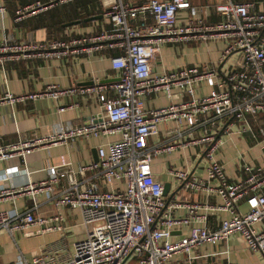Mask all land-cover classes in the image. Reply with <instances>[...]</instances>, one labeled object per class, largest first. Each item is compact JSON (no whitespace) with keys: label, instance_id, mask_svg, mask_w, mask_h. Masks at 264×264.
I'll list each match as a JSON object with an SVG mask.
<instances>
[{"label":"built area","instance_id":"1","mask_svg":"<svg viewBox=\"0 0 264 264\" xmlns=\"http://www.w3.org/2000/svg\"><path fill=\"white\" fill-rule=\"evenodd\" d=\"M73 1L77 0L35 1L16 12V21ZM105 1L107 26L97 33L0 43L3 70L10 62L33 58L67 61L116 52L111 65L120 72L119 80L110 86L94 82L88 88L63 90L49 85L37 94L6 93L4 101L9 103L42 97L59 101L74 93H96L103 113L101 119L92 118L85 124L59 126L45 138L0 146V162L25 161L50 144L119 136L98 149V162L74 171L71 162L62 158L48 167V179L0 191V199L27 194L34 200L46 193L56 207L77 209L85 227V238L75 244L73 253L62 255L48 248L31 261L21 255L18 264H195V250L226 242L237 234L249 250L264 256V229L258 228L264 225V10L258 9L254 0H223L214 8L223 19L212 24L202 8L187 0H146L139 5L128 0ZM5 14L6 8L0 6V16ZM217 40L226 44L221 69L201 65L154 73L163 46ZM175 90L184 98L181 102L162 109L146 108V97L164 91L171 99ZM169 121L176 123L173 133L181 142L150 145L159 126ZM232 133L249 137L261 150L262 164L244 162L243 176L237 181H230L217 159L223 137ZM191 147H199L205 157V176H190L178 169L168 172L187 192L218 197V205L168 199L164 183L153 172L154 160L161 154ZM18 171L19 167L8 169L5 179ZM241 204L247 206V212L240 210ZM211 211L229 215L216 227H209ZM18 220L34 224L28 213L0 211V230L12 233ZM61 221L62 217L56 216L35 223ZM53 227L43 232L64 230L62 225ZM183 228L188 229L186 234L173 240V234Z\"/></svg>","mask_w":264,"mask_h":264},{"label":"crops","instance_id":"2","mask_svg":"<svg viewBox=\"0 0 264 264\" xmlns=\"http://www.w3.org/2000/svg\"><path fill=\"white\" fill-rule=\"evenodd\" d=\"M29 1L23 6L41 0ZM90 1L94 2L95 0ZM128 1L134 5H139L145 0ZM187 1L195 8H202L209 23L214 24L223 19L215 14L214 9L223 0ZM78 2L77 0L56 7H64L59 14L60 19L65 20L60 39L97 33L107 26L104 17L105 0H97L96 3L101 9V14L96 13V15L83 19L78 18L87 15L88 10L84 11ZM257 2L258 9L264 10V1ZM91 4L94 5L95 3ZM0 6L6 8L5 16H0V43L6 40L29 42L48 40L49 34L46 28L33 29L32 26L35 27L37 22L29 23L37 18L36 15L20 22L16 21V12L23 7L22 0H0ZM89 8H93V6ZM99 17L101 18L85 22L87 19ZM76 22L81 23L77 24ZM68 24L74 25L67 26ZM187 45L195 47L199 50L198 52H201L197 54L196 59L190 57L187 59L188 64H185L181 58L174 57L169 47L173 45H165L161 48L160 58L154 73L161 74L185 66L208 65L218 68L221 66L220 58L226 46L223 41ZM187 45H182V47H187ZM116 55V52H107L102 55L80 56L67 61L33 58L20 62H10L6 65L5 70L0 68V146L14 144L24 139L45 138L55 132L59 126L81 125L92 118L101 119L103 112L96 93H74L59 101L42 97L37 100L15 103L4 101V97L6 93H11L14 96L41 93L49 85H57L63 90H70L74 87L88 88L93 86L94 82H99L103 86H110L117 82L120 76V72L112 68L110 60L112 56ZM183 99L179 91L175 90L171 99L166 92L161 91L146 97L144 101L148 110H156L165 108L172 102L179 103ZM60 108L65 110L61 112ZM175 128L176 123L174 121L160 125L159 133L150 139V145L162 146L180 143L182 139L173 133ZM185 132L183 131V135ZM117 140H119L118 135L110 134L89 139H76L65 144L47 145L29 155L25 161L16 158L0 162V178L4 179L0 180V191L3 189H21L29 182L37 183L48 179V167L58 164L62 158H67L74 171H78L81 166L95 162L94 153L98 155L99 148ZM252 142L256 143L249 137L241 136L238 133L223 137V145L218 152L217 159L224 166L230 181H237L242 178L241 168L244 162L262 164L260 147L257 143L251 145ZM14 167H19V171L10 174L9 178L5 179L7 170ZM206 167L207 162L199 147L178 148L170 154L164 153L158 156L154 160L153 172L159 176L164 187L169 184L168 199H186L187 201H200L202 203L209 201L213 205H218L221 202L218 197L209 198L203 194L187 192L182 188L181 182L168 172L170 169L186 170L190 176L204 177ZM60 190L59 187L58 194ZM240 210L247 212L248 209L245 204H241ZM0 211L17 212L20 215L28 213L34 220V224L26 220H18L12 225V233L0 230V264H18L21 255L27 261H31L33 256L48 248L59 250L63 253L62 255L71 254L75 244L85 238L80 212L77 209L56 207L55 200L48 197L46 193L37 195L34 200L27 194L0 199ZM184 213L181 212L180 214L183 215ZM209 215L207 225L216 227L219 221L222 218H227L229 214L211 211ZM56 216L62 217V221L57 224L63 226V232L57 230L43 232L47 228H54L53 226L57 224L35 223L39 220L50 221ZM258 228L264 229V225H259ZM187 231V228L178 230L173 234L172 239L182 238ZM60 252L59 254H61ZM193 255L196 257L195 264H264V256L259 252L249 250L244 239L238 234L232 235L226 242L217 245H204L195 250Z\"/></svg>","mask_w":264,"mask_h":264},{"label":"trees","instance_id":"3","mask_svg":"<svg viewBox=\"0 0 264 264\" xmlns=\"http://www.w3.org/2000/svg\"><path fill=\"white\" fill-rule=\"evenodd\" d=\"M78 1H79L78 3L80 7L84 9V11L88 10L87 15L82 16L78 19H83L85 17L87 18L88 16L96 15V13L101 14V9L96 4L97 0H95L94 2H91L90 0H78ZM256 1H264V0H256ZM28 2L30 1L22 0V6L27 4ZM91 3L93 4L95 3V4L92 5ZM91 6H93V8H89ZM63 9L64 7H59V8H55V9L40 13L36 15L37 18L35 20H31L29 23L31 24L33 22H37L35 27L32 26L33 29L46 28L49 34L48 40L60 39V34L63 31V25L65 23V20H63L62 18L60 19L59 14H60V10H63Z\"/></svg>","mask_w":264,"mask_h":264},{"label":"rangeland","instance_id":"4","mask_svg":"<svg viewBox=\"0 0 264 264\" xmlns=\"http://www.w3.org/2000/svg\"><path fill=\"white\" fill-rule=\"evenodd\" d=\"M171 48V52H173L174 57H178L181 58L185 64H188V60L190 59V57L196 59L198 57L197 54L201 53L198 52L199 50L196 49L195 47H191L189 45H187V47H182V45H173V46H169ZM251 145H255L256 143L252 142L250 143ZM83 225V222H82ZM83 231L85 234V227L83 225Z\"/></svg>","mask_w":264,"mask_h":264},{"label":"water","instance_id":"5","mask_svg":"<svg viewBox=\"0 0 264 264\" xmlns=\"http://www.w3.org/2000/svg\"><path fill=\"white\" fill-rule=\"evenodd\" d=\"M101 17H99V18H90V19H87V20H85V22H87V21H91V20H96V19H100ZM77 24H80L81 22H76ZM75 23V24H76ZM72 25H74V24H68L67 26H72ZM223 67V65H221L220 66V69ZM94 161L95 162H98V155H97V153H94ZM169 184H167L166 186H165V188H164V194L167 196L168 194H169Z\"/></svg>","mask_w":264,"mask_h":264}]
</instances>
